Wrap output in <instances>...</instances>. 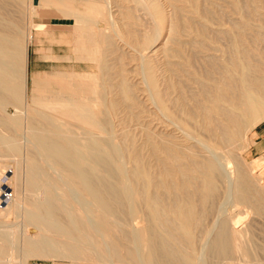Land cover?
<instances>
[{"label": "bare ground", "instance_id": "bare-ground-1", "mask_svg": "<svg viewBox=\"0 0 264 264\" xmlns=\"http://www.w3.org/2000/svg\"><path fill=\"white\" fill-rule=\"evenodd\" d=\"M25 3L0 0V181L16 185L0 218L21 220L0 223V264L264 263L228 211L264 217L236 153L264 121V0ZM36 18L72 23L53 36ZM33 31L74 58L28 102Z\"/></svg>", "mask_w": 264, "mask_h": 264}, {"label": "rangeland", "instance_id": "rangeland-1", "mask_svg": "<svg viewBox=\"0 0 264 264\" xmlns=\"http://www.w3.org/2000/svg\"><path fill=\"white\" fill-rule=\"evenodd\" d=\"M36 2V4H34ZM39 0H26V8L28 5L31 6H37ZM11 9L15 10V14L18 17H21V12H19L18 9L15 7H11ZM17 11V12H16ZM18 17V19H19ZM35 23H42V24H48L49 30L48 33L53 36H58L62 33H69L67 29H69V25L72 23L70 20H61V19H53L49 23L47 19H35ZM52 25H56V29ZM52 28V29H51ZM53 30V31H52ZM58 30V31H57ZM61 30V31H60ZM64 31V32H63ZM52 32V33H51ZM35 34V35H34ZM36 33L33 31V38L30 40L28 44V50H27V62H26V78H25V86L27 89V101H30V98L32 97V81L33 79H37L39 81H50L54 78L55 74L58 73V71L64 73V77H67L71 73L70 65L73 62L74 54L70 52V55L68 56V48L69 45H67L66 41L57 43L54 42L52 39H42L38 42L35 41ZM32 41V42H31ZM160 45L156 47L159 48ZM81 55V56H80ZM83 53H79L76 56L82 57ZM87 57V54H85ZM73 57V58H72ZM84 57V58H86ZM78 65H80L79 68H77V72L79 74H86L90 71L84 67L85 62H75ZM28 101V102H29ZM9 113H13L12 109H9ZM258 136L257 140L262 142L258 144H254L255 137ZM246 139L248 142V146L246 149L237 150L236 153H238V158L240 159L241 163L243 164L244 168L246 169L248 175L251 173L250 178L253 179L257 185L264 188V121L258 124L255 128L251 129L247 135ZM253 141V142H252ZM245 161V162H244ZM9 163V164H7ZM5 169L2 170V174L0 175V180L4 176L6 177L7 172L10 173L14 172V164L12 162H7ZM252 164V171L250 170L249 165ZM247 165V166H246ZM7 170V171H6ZM6 171V172H5ZM4 172V173H3ZM12 174V175H11ZM11 178L8 181H0V186L2 184L7 182V189L9 195H11L10 199H13L15 196V182L13 178V173H11ZM9 175V174H8ZM1 190V189H0ZM1 192V191H0ZM11 204V200L9 205ZM6 204L1 203V207L5 209ZM242 206L235 207L228 209L230 211L231 215H236L237 218H239L241 224H239V227L237 229L243 227L244 225L252 223L254 227V231L256 232V237H258V241L260 242L261 239L264 237V217L261 218V216H255L251 210H246L247 212L242 211ZM3 214V216L0 218V223L2 222V225H11L18 227L19 223L21 225V220L18 218L15 214ZM246 214V215H245ZM18 220L13 221L14 216ZM246 216V217H245ZM241 217V218H240ZM14 218V219H15ZM246 219V220H245ZM2 220V221H1ZM4 220V221H3ZM7 220V221H5ZM4 222V223H3ZM10 222V223H9ZM247 223V224H246ZM244 224V225H243ZM19 225L18 228L21 229V226ZM256 226V227H255ZM17 228V229H18ZM260 237V238H259ZM264 240V239H263ZM41 259V258H30L27 259L24 264H52L53 262L57 264H68L65 260L60 259ZM17 260V259H16ZM261 264H264L263 261H261ZM23 264V262L21 263Z\"/></svg>", "mask_w": 264, "mask_h": 264}, {"label": "built area", "instance_id": "built-area-1", "mask_svg": "<svg viewBox=\"0 0 264 264\" xmlns=\"http://www.w3.org/2000/svg\"><path fill=\"white\" fill-rule=\"evenodd\" d=\"M0 189H1L0 190L1 191L0 201H1V203L5 204V202L11 198V195H9V193H8L9 191L7 189V182L2 184V186H0Z\"/></svg>", "mask_w": 264, "mask_h": 264}, {"label": "crops", "instance_id": "crops-1", "mask_svg": "<svg viewBox=\"0 0 264 264\" xmlns=\"http://www.w3.org/2000/svg\"><path fill=\"white\" fill-rule=\"evenodd\" d=\"M257 138H258V136H256V137L254 138V139H255L254 144L262 143V142L258 141Z\"/></svg>", "mask_w": 264, "mask_h": 264}, {"label": "water", "instance_id": "water-1", "mask_svg": "<svg viewBox=\"0 0 264 264\" xmlns=\"http://www.w3.org/2000/svg\"><path fill=\"white\" fill-rule=\"evenodd\" d=\"M34 4H36V2H34Z\"/></svg>", "mask_w": 264, "mask_h": 264}]
</instances>
